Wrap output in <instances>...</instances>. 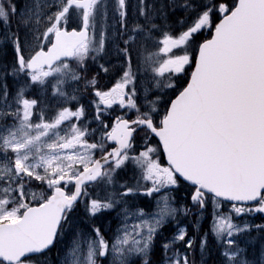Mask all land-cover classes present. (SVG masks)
Instances as JSON below:
<instances>
[{
	"label": "snow or ice",
	"instance_id": "snow-or-ice-1",
	"mask_svg": "<svg viewBox=\"0 0 264 264\" xmlns=\"http://www.w3.org/2000/svg\"><path fill=\"white\" fill-rule=\"evenodd\" d=\"M108 18L109 0H0V264H196L213 244L214 264H264L240 243L264 242V0Z\"/></svg>",
	"mask_w": 264,
	"mask_h": 264
},
{
	"label": "rangeland",
	"instance_id": "rangeland-1",
	"mask_svg": "<svg viewBox=\"0 0 264 264\" xmlns=\"http://www.w3.org/2000/svg\"><path fill=\"white\" fill-rule=\"evenodd\" d=\"M41 2H43V0H41ZM133 2H134V0H129V4H130V5H131ZM112 3H113V0H109V18H108V23H109V24L111 23V19H112ZM70 11H71V10H70ZM129 13H130V17H129L130 20H131V19H134V17L132 16V9H131V6H130V8H129ZM109 31H110V29H109ZM182 47H183V46H182ZM173 52H175L176 54H183L182 48H181V49H174ZM149 54H154V59H156V60H162V59L166 58V57H164L163 54L159 53V50H158L155 46H150ZM169 55H171V54H169ZM52 80L55 81V79H52ZM55 82H56V81H55ZM15 87H16V86H14L13 88H11V90L14 91V90H15ZM51 104H53V105L55 104V98L52 99ZM149 199H150V198H149ZM157 199H160V197H157ZM139 203H140L141 207H143L144 204H145V198H144V197H141V198L139 199ZM161 203H162V201H161ZM154 204H155V202L152 201V205H153V207H152V211H156V210H157V209L155 208ZM257 217H259V216L248 217L247 219L250 220V221L253 222V223H256L255 218H257ZM205 218H206V217H205ZM110 219L112 220L111 217H105V218H103L102 221H98V223H101V222H102L104 225H107ZM240 219H245V218L242 217V218H240ZM204 220H205V219H204ZM204 220L202 221V223L204 222ZM218 222H219V221H218ZM201 225H202V224H201ZM211 226H212V217L210 216V220H209V223H208V231L210 230ZM115 227H116V221H114V222L112 221V225H111L112 230H114ZM210 239H211V237H210ZM253 240H255V239H253ZM70 243H71V236L69 235V238H68V240L65 242V244H70ZM260 243H261L262 245H264V242L260 241ZM248 244H250V243H248ZM61 247H65V245H61ZM72 251H73V249L70 248V249H69V252H68V256H69V260H70V262H71L72 260H79V259H80L79 252H77V254H76L75 257H73V255H72ZM210 251H211V249H210ZM210 251H209L208 253H210ZM198 252L200 253L199 249H198ZM208 253H206L205 255H207ZM205 255H204V256H205Z\"/></svg>",
	"mask_w": 264,
	"mask_h": 264
},
{
	"label": "trees",
	"instance_id": "trees-1",
	"mask_svg": "<svg viewBox=\"0 0 264 264\" xmlns=\"http://www.w3.org/2000/svg\"><path fill=\"white\" fill-rule=\"evenodd\" d=\"M183 195H185V193L183 191H181L179 193V196L182 197ZM81 214V211L78 213V215ZM189 228H191V226H189ZM157 255H159V253H157ZM194 255V258H195V253L193 254ZM217 255L216 254H213L212 257H211V260H210V263L209 264H214V258L216 257ZM256 257V249H255V245H253V247H250L249 250H248V258L249 259H253ZM196 260V258H195ZM196 264H197V261H196Z\"/></svg>",
	"mask_w": 264,
	"mask_h": 264
},
{
	"label": "bare ground",
	"instance_id": "bare-ground-1",
	"mask_svg": "<svg viewBox=\"0 0 264 264\" xmlns=\"http://www.w3.org/2000/svg\"><path fill=\"white\" fill-rule=\"evenodd\" d=\"M260 241H261V238H260ZM217 260H218V257H215V258H214V262L217 261Z\"/></svg>",
	"mask_w": 264,
	"mask_h": 264
}]
</instances>
